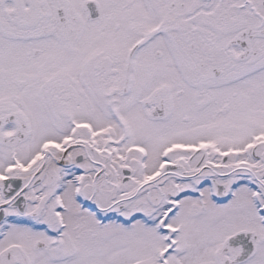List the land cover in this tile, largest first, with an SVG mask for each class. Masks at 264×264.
<instances>
[{
  "label": "snow or ice",
  "instance_id": "6c2138e0",
  "mask_svg": "<svg viewBox=\"0 0 264 264\" xmlns=\"http://www.w3.org/2000/svg\"><path fill=\"white\" fill-rule=\"evenodd\" d=\"M0 264H264V0H0Z\"/></svg>",
  "mask_w": 264,
  "mask_h": 264
}]
</instances>
